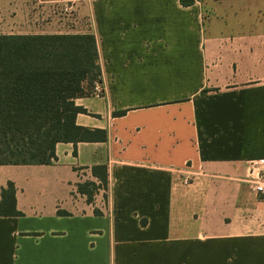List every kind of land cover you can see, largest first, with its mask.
<instances>
[{"label":"crops","instance_id":"obj_1","mask_svg":"<svg viewBox=\"0 0 264 264\" xmlns=\"http://www.w3.org/2000/svg\"><path fill=\"white\" fill-rule=\"evenodd\" d=\"M76 1L71 28L54 0H0V36H96L103 94L76 100L77 124L108 132L0 165V204L13 183L21 212L0 217V264H264L245 182L264 161V0Z\"/></svg>","mask_w":264,"mask_h":264},{"label":"trees","instance_id":"obj_2","mask_svg":"<svg viewBox=\"0 0 264 264\" xmlns=\"http://www.w3.org/2000/svg\"><path fill=\"white\" fill-rule=\"evenodd\" d=\"M102 82L94 34L0 36V165H52L59 143L106 142V130L77 124L88 112L76 100L93 95ZM93 175L100 185H78L89 202L108 186L107 167H94ZM1 196L0 217L21 216L13 183Z\"/></svg>","mask_w":264,"mask_h":264},{"label":"built area","instance_id":"obj_3","mask_svg":"<svg viewBox=\"0 0 264 264\" xmlns=\"http://www.w3.org/2000/svg\"><path fill=\"white\" fill-rule=\"evenodd\" d=\"M102 94V85L96 84L93 95ZM248 165V173L245 182L249 185L253 193L264 200V161L252 162Z\"/></svg>","mask_w":264,"mask_h":264},{"label":"rangeland","instance_id":"obj_4","mask_svg":"<svg viewBox=\"0 0 264 264\" xmlns=\"http://www.w3.org/2000/svg\"><path fill=\"white\" fill-rule=\"evenodd\" d=\"M56 1L54 6H55V10H56V14L59 15V18H66L68 19L66 21V26H75V21L78 18L77 17V2L76 0H66L64 1V6L62 7L61 1L62 0H54ZM42 4H45V2H43ZM57 15V16H58ZM91 24V23H90ZM90 24L87 27V30L89 32H92V27L90 26ZM68 28V27H67ZM71 32H77L75 30H70Z\"/></svg>","mask_w":264,"mask_h":264}]
</instances>
